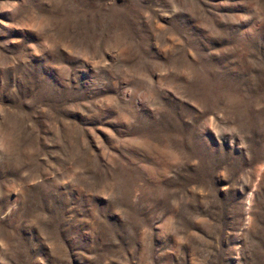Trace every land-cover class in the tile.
Instances as JSON below:
<instances>
[{
    "label": "rangeland",
    "instance_id": "374dc122",
    "mask_svg": "<svg viewBox=\"0 0 264 264\" xmlns=\"http://www.w3.org/2000/svg\"><path fill=\"white\" fill-rule=\"evenodd\" d=\"M0 264H264V0H0Z\"/></svg>",
    "mask_w": 264,
    "mask_h": 264
}]
</instances>
